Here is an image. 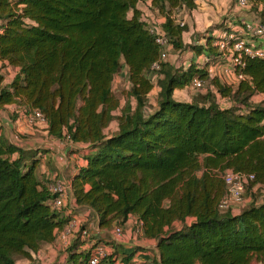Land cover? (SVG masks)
Returning <instances> with one entry per match:
<instances>
[{
	"label": "trees",
	"instance_id": "1",
	"mask_svg": "<svg viewBox=\"0 0 264 264\" xmlns=\"http://www.w3.org/2000/svg\"><path fill=\"white\" fill-rule=\"evenodd\" d=\"M138 2L0 0V108L15 103L27 114L37 110L50 136L85 146L86 163L70 180L74 202L91 209L100 227L135 216L142 235L155 241L154 264H264V194L237 213L218 208L226 169L253 174L244 192L264 189V100L251 101L253 94L264 96V58L245 57L235 84L193 62L164 61L152 70L160 48ZM150 6L165 17L172 48L185 49L176 12L193 9L195 0H151ZM188 46L207 59L220 54L210 38ZM122 65L134 105H121L113 90ZM5 67L15 70L7 83ZM194 78L203 93L191 102L175 100L173 90ZM154 84L157 104L149 109ZM113 120L117 130L105 134ZM38 152L0 136V264L31 259L68 221L50 207L54 174L37 172ZM86 237L64 247L65 264H87L97 245L111 249L106 264H133L141 249L101 238L83 248Z\"/></svg>",
	"mask_w": 264,
	"mask_h": 264
},
{
	"label": "crops",
	"instance_id": "2",
	"mask_svg": "<svg viewBox=\"0 0 264 264\" xmlns=\"http://www.w3.org/2000/svg\"><path fill=\"white\" fill-rule=\"evenodd\" d=\"M151 0H139L137 6L142 9L144 4L150 6ZM235 0H195V7L193 9H184V13L180 18L183 21L185 30L182 31L181 38L184 44L187 45L188 51L185 49L175 50L172 45L167 50V59L171 65L175 67H187L191 62L195 63L197 66H205L210 76H217L221 81L228 84H235L238 80L235 77V72L231 69L229 60L224 57L222 53H218L215 57L207 59L205 53L196 54L188 45H204L207 39L210 38L211 45H213V40L223 29L228 30H243V38L254 46L264 48V34L261 36L254 37L245 29L246 24H257L259 22H264V5L249 0V3L245 7L239 6ZM183 11V10H182ZM155 12H157L155 10ZM180 13L176 12V16L179 17ZM157 18L162 23L165 20L163 15L157 12ZM186 52V53H185ZM181 64L178 61L182 60ZM189 57V59H187ZM208 60V61H207ZM8 71L4 82L7 83L13 76L15 70L5 67ZM3 69V70H4ZM157 84H154L153 88L149 91L148 96L152 90H154ZM157 90L154 91L155 100H151V107L154 108L157 104ZM190 86H185L184 88L174 89L172 96L175 100L191 102L194 98L193 91ZM264 100V96L261 93H256L251 96V101L253 103H258ZM217 101L220 106H224L226 103L217 96ZM149 102V101H148ZM119 113V110H117ZM117 113V114H118ZM117 130V121L113 120L105 128V134H110ZM0 136L5 137L10 142L24 148V149H37L39 156V163L37 167V172L44 175L45 178L52 177L53 174H58L61 178L71 180L74 173L78 170L80 166H83L86 162L83 155L87 152L85 146L75 145L66 140L56 139L50 136L46 130V124H31L27 121V111L22 105L15 103L6 104L4 107L0 108ZM258 186H253V195L258 190ZM263 193L258 199L255 194V201L259 202L263 198L264 189L261 186L259 188ZM253 200V196L248 195L246 200L242 203L243 207ZM240 207H235L232 209L233 213L239 212ZM61 214L66 218L76 217L80 220L81 226L88 229L90 238V243H93L95 239H106L113 240L124 244L126 248H133L135 245L141 247L137 255L144 253L148 249L153 250L152 257L157 260L155 241L153 239L145 238L144 243H135L129 236L125 235L121 240L115 237L113 230L119 225L123 231L132 227V219L135 216H129L126 221L119 223L114 221L111 227H100L97 224V218L95 213L86 206L77 205L71 195V191L68 193L65 206L60 210ZM138 221V220H137ZM139 223V222H138ZM58 232V230H57ZM87 238V237H86ZM85 238V239H86ZM74 238L71 239V241ZM146 243V244H145ZM50 246L49 250L55 249V253L46 254L49 256L46 259L47 262L52 264H65L63 249L58 242L57 233L55 239L46 243ZM43 245V252L48 249L47 245ZM89 242L83 245L86 247ZM41 247V248H42ZM147 248L143 250L144 248ZM40 248V249H41ZM40 249L35 253L37 254ZM109 251V249L107 247ZM147 257L149 254H146ZM45 258V256H43ZM134 257V258H135ZM139 258V257H138ZM27 259V258H25ZM30 260V259H28Z\"/></svg>",
	"mask_w": 264,
	"mask_h": 264
},
{
	"label": "built area",
	"instance_id": "3",
	"mask_svg": "<svg viewBox=\"0 0 264 264\" xmlns=\"http://www.w3.org/2000/svg\"><path fill=\"white\" fill-rule=\"evenodd\" d=\"M235 1L241 7H245L249 3V0ZM149 7L152 9L151 6ZM152 10L155 11V9ZM141 19L146 23L148 32L153 36L154 42L160 48L158 59L151 65V69L156 70L162 62L166 61L167 50L171 46V43L162 27V22L159 21L158 18L149 19L148 13H145L142 10ZM176 22H178L179 25H183V21L177 18V16ZM245 29L254 37L261 36L264 34V23L259 22L254 25L246 24ZM1 31L2 28L0 27V32ZM242 35L243 30L223 29L213 40V46H215L231 63V69L235 72L237 80L242 79L243 74L236 72L235 68L244 65L245 57L257 56L264 58V48L249 44ZM151 80L153 82L155 81V75H151ZM190 87L193 89H199L202 87V82L198 78H194L190 83ZM27 121L31 124H45L43 115L37 110L27 114ZM221 176L225 184V194L219 202L218 208L220 211L231 210V207L234 209L235 207L242 205V196L245 187L254 178L253 174L226 169ZM48 190L53 195L50 202L51 209L60 211L65 206L67 195L71 191L70 181L54 174L52 180L48 184ZM242 207L243 205L240 209ZM81 227V222L78 218H69L66 224L57 232V239L60 245L62 247L67 246L71 239L76 236H80L81 238L86 237L88 231L86 228ZM140 231V229H137L134 233L139 234ZM113 233L119 240L124 236L123 229L119 225L114 228ZM108 253H110V251L107 247L103 245L94 246L87 259V264H106L105 257ZM133 264H144V262L140 258L135 257L133 259Z\"/></svg>",
	"mask_w": 264,
	"mask_h": 264
},
{
	"label": "rangeland",
	"instance_id": "4",
	"mask_svg": "<svg viewBox=\"0 0 264 264\" xmlns=\"http://www.w3.org/2000/svg\"><path fill=\"white\" fill-rule=\"evenodd\" d=\"M142 9H143V12L148 13L149 19L158 17L157 16V12H155L152 9H150L149 5L144 4L142 6ZM177 13L178 14L180 13L179 17L177 16V18L180 19L182 17L183 13H184V9L181 8V9L177 10ZM262 23H264V22H262ZM186 51H188V48H186ZM187 59H189V57ZM184 60H186L185 57H183L182 60L178 59L180 64ZM4 74H6V75L8 74V71L6 69H4ZM126 76H127L126 68L124 67V65H122V67L120 68L119 72L113 78V83H112L113 90H114L115 94L117 96H119L121 105H123L126 101H130V104L134 105L135 104V100L133 98L128 97V94H127V90L129 88V83H128V80H127ZM6 78H9V77L6 76ZM157 89H158L157 86H155L154 90H152L150 92L149 96H148V101L149 102H147V105H148L149 109H152L150 101L152 99L155 100L154 91H156ZM191 90L193 91L194 95L195 94L199 95V94L203 93V91H201V90H197V89H191ZM114 113L117 114L118 111H115ZM252 188H250L249 190L246 189V191L244 192V195L242 196L243 202H244V200H246V197L248 195L251 194V196H253ZM257 188H258V190L254 193V197H255V194H256L258 196V199H259L263 192L259 189L260 187H257ZM255 199H256V197H255ZM241 206L242 205H239L237 207H241ZM232 209H233V207H231V210ZM174 226L175 227H179V223H175ZM139 228H140V226H139V223H138L136 217H133V219H132V227L131 228L130 227L126 228L123 231V233H124L125 237L129 236L131 238V240H133L136 244L137 243L142 244V243H144V241H143L144 240V236L142 235V231H140L139 234L134 233ZM90 238L91 237L85 239L87 242H89V244L86 247L91 246ZM47 247H48V249L46 250V252H43V247H42L37 254L32 253V258L30 260L22 258V257H16L17 264H52V263L46 261V259L49 258V256H46V254L55 253V249L52 248V250H49V249H51V248H49L50 246L47 245ZM145 249H147V248L145 247L143 250H145ZM151 251L153 252V250L148 249L144 253H141L140 255H137V258L139 257L141 260H143L144 264H154L153 261H155V259H154V257H152V252ZM146 254H149L148 257H147ZM43 256H45V258ZM156 256H157V252H156ZM250 264H263V263L253 259L250 262Z\"/></svg>",
	"mask_w": 264,
	"mask_h": 264
}]
</instances>
